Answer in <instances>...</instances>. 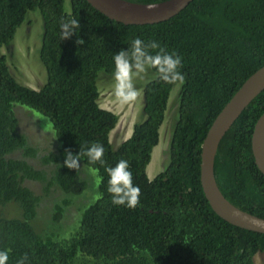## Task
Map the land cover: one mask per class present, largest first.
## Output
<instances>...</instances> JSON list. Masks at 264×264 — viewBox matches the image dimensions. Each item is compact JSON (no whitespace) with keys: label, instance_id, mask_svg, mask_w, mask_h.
Wrapping results in <instances>:
<instances>
[{"label":"trees","instance_id":"trees-1","mask_svg":"<svg viewBox=\"0 0 264 264\" xmlns=\"http://www.w3.org/2000/svg\"><path fill=\"white\" fill-rule=\"evenodd\" d=\"M64 2L0 0V48L12 41L27 11L39 10V57L47 75L38 90L23 86L0 52V249L9 251L7 264L22 255L25 264H255L256 254H264V234L216 214L199 169L210 124L264 65V0H192L171 18L146 24L112 20L87 0H70L67 11ZM61 18L78 19L79 28L60 40ZM136 36L175 50L184 74L176 82L181 84L179 118L169 163L152 179L146 167L175 83L162 82L150 68L155 74L142 88L146 119L116 147L109 132L117 115L98 102V79H107L101 87L113 79V53ZM24 107L44 116L53 131L42 135L41 122L40 130L28 133L18 112ZM263 111L264 89L221 138L214 175L231 203L264 218V175L250 146ZM93 141L103 144L105 165L129 161L141 190L136 207L111 202L105 165L86 156L77 170L63 165L65 149L75 154ZM88 168L96 169L98 182Z\"/></svg>","mask_w":264,"mask_h":264},{"label":"clouds","instance_id":"clouds-1","mask_svg":"<svg viewBox=\"0 0 264 264\" xmlns=\"http://www.w3.org/2000/svg\"><path fill=\"white\" fill-rule=\"evenodd\" d=\"M149 7H152V5H149ZM59 28H60V40L64 38H68L70 35L76 32L77 28H79V21L76 18H70V19L61 18L59 22ZM11 48H12V44L1 50V53L4 54L6 57L8 66H9L8 55L6 54L5 50ZM150 50H154V51H150ZM11 51L14 53L13 49H11ZM112 62H113V71H112L113 79L109 81L112 84V87H110L109 89L107 87L102 90L98 102L101 103L100 98L104 95L103 92L107 91L104 97H106L107 94L108 95L112 94L110 96L114 97L115 101L120 105H122L121 113L122 115L124 113H127L124 116H127V119H129L128 120L129 125L125 126L123 129L119 128V131L122 132L125 129V133L123 134L125 135L127 129L131 128L128 136H126L125 139H123L124 141L128 137H130L134 126L136 124L143 122L146 119V115L144 113L145 117L143 121L139 123H134L132 125L133 116L139 113L143 107V93H142L143 85L141 84L142 88L138 87L137 86L138 84H135V79L141 77V75L145 73L149 68H152L158 74L159 80H161L166 84H172V83L176 84V82H182L184 79V74L180 71V68L182 67V57L175 50L166 51L165 48L157 40L149 39L145 41L140 36H136L131 40L130 44L127 45L126 48H121L113 53ZM9 72L13 76V78L19 84H21L20 81L11 73L10 68H9ZM21 85L27 86L24 84ZM41 86H38L35 90H38ZM176 90H177V94L179 95V85H176L172 90V92ZM139 96H141V104L139 107H137L135 101L138 99ZM100 107L108 111H111L112 113L117 115V122L114 128L110 131L112 132L117 127L120 117L112 110L102 107L101 105ZM32 114L39 117L36 113H32ZM163 120L158 127V134H159L158 141L160 138V127L163 123ZM162 137L163 135H161V138ZM157 144L158 142L156 143V145ZM169 146H170V142H169ZM104 151L105 149L103 144L96 141L90 142L83 150H81V148L79 147V150L75 154H73L71 150L65 149L63 152V156H64L63 165L70 169L77 170L81 167L80 160L84 156H86L88 161L92 164L99 163L101 165H105V161L102 158L104 155ZM152 151L150 156H153ZM151 160L152 157L150 158V161ZM92 171L95 172L96 169H93ZM105 172L107 173L108 176L106 190L110 194L111 202L114 205H123L127 208L136 207L140 202L141 190L139 185L133 183V172L129 166V161L127 159L121 158L112 166L105 165ZM8 260H9V251L7 249H0V264H7ZM25 260H26V255H22L20 258L16 260V264H25Z\"/></svg>","mask_w":264,"mask_h":264},{"label":"water","instance_id":"water-1","mask_svg":"<svg viewBox=\"0 0 264 264\" xmlns=\"http://www.w3.org/2000/svg\"><path fill=\"white\" fill-rule=\"evenodd\" d=\"M191 1L163 0L145 3L130 0H87L108 18L124 24H146L167 20ZM263 89L264 65L241 84L210 124L201 143L199 178L204 195L216 214L231 224L264 234V218L231 203L219 189L214 175V159L221 138L242 110ZM250 141L254 163L264 175V111L254 123Z\"/></svg>","mask_w":264,"mask_h":264},{"label":"rangeland","instance_id":"rangeland-1","mask_svg":"<svg viewBox=\"0 0 264 264\" xmlns=\"http://www.w3.org/2000/svg\"><path fill=\"white\" fill-rule=\"evenodd\" d=\"M64 6L67 11H70V0H65ZM42 35H43V21L42 17L39 13L38 9L27 11L25 15L24 21L21 23V25L16 29L12 41L7 46H2L0 48V52L3 48L8 47L12 44V48L14 53L11 51V49H7L6 54L8 55V62H9V68L11 73L20 81L21 84L27 85L31 88L36 89L38 86H41L45 83L47 75L44 66L42 65L39 57V51L40 46L42 43ZM16 53V54H15ZM153 74L151 69L149 68L148 71L143 73L141 77H138L135 79V84H138L137 86L142 88V85H144L147 81L152 79ZM107 81L105 78H99L98 79V88L100 93H102V90L104 88L108 89L112 87V84L110 82H106L103 87H101L100 82ZM142 84V85H141ZM176 85H179V88L181 87L180 83H176L172 90ZM107 89V90H108ZM171 90V92H172ZM107 92V91H106ZM106 92H103V96L100 98L99 103L102 107H105L109 110H112L116 114L119 115L120 120L118 121L117 129L115 128L112 132L109 133V139L112 143L113 147L119 146V144L125 139L126 136H128L131 128L127 129V132L125 135V129L120 132V129H123L125 126L129 125L127 116V113H124L122 115V105L117 103L114 99V97L107 94ZM170 92V94H171ZM109 93V92H108ZM179 102H180V96L177 94V90L172 92V94L168 98L167 102V108L165 111V116L163 123L160 127V138L158 141V144L154 146L152 149V160L148 163L146 172L150 179H152L157 173L164 170L165 167L168 165L169 162V142L171 135L173 133V130L176 125V121L179 117ZM135 104L137 107L141 104V96L138 97V99L135 101ZM26 109L31 110L28 107H24ZM24 108H19L18 112L20 113V116L23 117L22 121H24L23 127H28L27 132L31 133L30 131L40 130V123H43V129L53 131V128L50 124H48V120L44 118V116L40 115L39 113H36L39 117L36 115L30 114L27 110ZM33 111V110H32ZM142 116V117H141ZM144 112L141 110L139 113L135 114L133 116V123H139L143 121L144 119ZM32 120V121H29ZM31 122H36V125L34 124L33 127L31 125ZM163 130V131H162ZM42 135L48 136V131L41 132ZM54 134V132H53ZM111 135V136H110ZM161 135L163 137L161 138ZM114 142V144H113ZM160 144V145H159ZM159 145V147H158ZM88 171L92 175L93 178H95L96 182H98V175L96 172H93L92 169L88 168ZM255 264H264V254H256L254 258Z\"/></svg>","mask_w":264,"mask_h":264}]
</instances>
